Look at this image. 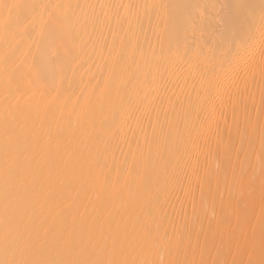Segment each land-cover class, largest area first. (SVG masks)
I'll return each instance as SVG.
<instances>
[{
    "label": "bare ground",
    "instance_id": "bare-ground-1",
    "mask_svg": "<svg viewBox=\"0 0 264 264\" xmlns=\"http://www.w3.org/2000/svg\"><path fill=\"white\" fill-rule=\"evenodd\" d=\"M0 264H264V0H0Z\"/></svg>",
    "mask_w": 264,
    "mask_h": 264
}]
</instances>
